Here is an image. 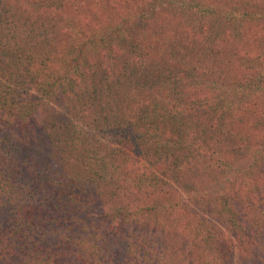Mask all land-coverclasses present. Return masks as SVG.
Returning a JSON list of instances; mask_svg holds the SVG:
<instances>
[{"label":"trees","instance_id":"1","mask_svg":"<svg viewBox=\"0 0 264 264\" xmlns=\"http://www.w3.org/2000/svg\"><path fill=\"white\" fill-rule=\"evenodd\" d=\"M2 1L7 2L5 3L6 13L9 16L13 17L18 12H20L19 16L25 13V7L18 6L15 0H0L3 5ZM67 1H18L23 5L29 3V6L34 7L32 9L37 10L34 12L40 19L45 17L44 21L38 23L40 28L43 27L44 22L60 23L59 25L67 27L72 25L75 33L72 36L73 41L80 39L79 35H83V41L79 44L82 49L86 45L85 38L94 39L90 43L93 44V52L98 56L100 54V57L96 58L86 54L71 59L70 64L68 59H63L61 64L71 74L68 76L69 88H74L76 83L83 85L80 92L85 96L78 94L77 98L82 100L84 97V104L87 108V110L84 109L87 115L82 113L83 108L81 107L66 113L67 123L59 121L60 129L56 131L57 136L55 140L49 141L55 152L63 151L67 154L71 150L70 153H76L72 162V167L75 169L70 168V176L64 167L60 171L50 168L47 173L45 171L40 173L36 157L16 158L15 161H11L13 159L11 155L7 157L2 153L0 155V198L11 202L6 207L12 216L7 228L0 229V251L19 248V241L28 247L27 250L22 247L21 250H24L22 255L15 257L16 260L10 264H120L115 256L122 255V253L116 247L121 241L130 237L126 238L128 234L124 233V230L118 232L116 224L126 226L124 222L126 223L127 220L140 222L142 225L147 224L154 233L155 230H159V223L151 219L152 210L160 212L158 213L160 223L163 225L167 223V215L169 216L172 212L171 208L168 206L157 208L144 203L140 197H134L135 194L132 192L137 191L135 189H138L139 184L148 182H144L148 172L158 171L159 168L165 167V163L173 162L172 156L167 157L170 151H161L162 148L172 147L169 142L173 141L178 144V138L184 141L185 138L192 137L193 145L196 148L200 146V143L196 142V134L190 136L189 133L180 132L182 127L172 128V120L168 118V115L172 114L171 106L178 112L181 111L183 115L192 109L187 100V97H191V92L178 85L183 78L200 75V81L198 79L197 83L200 96L196 93L200 104L196 109L201 116L213 120V118H218L217 113L227 117L228 113L233 112L234 118L237 117L234 119L238 123L236 126L242 130L250 129V132H255L257 135H263L261 142L263 145L261 143L252 144L247 138L241 136L233 137L238 134L230 123L235 124V122L229 121L228 126L222 124V128L212 129L210 133L223 137V139H217V148L228 145L229 149L224 151L230 154L243 153L244 149L246 152H264V41L257 55L242 54L239 56L227 53L228 56L222 57L235 58L247 64V68L241 73L235 71L227 75L223 70L218 71L213 68L215 64L209 62L212 59L211 54L215 53L219 47L229 49L230 45L238 46L242 43L246 45V40L241 34L252 21L264 23V0H245L240 7L246 9V12L238 16L233 14V5L228 8L223 5L221 7L220 4L213 5L211 2L215 0H204L207 3L202 2L203 0H98L96 2L99 11L87 20L80 19L82 24L78 28L77 22L71 20L75 8L65 14L66 18L63 16ZM229 2H234V0ZM158 8L162 10L159 11ZM164 10L171 14L178 13L184 29L176 33L180 37L173 38L176 50L179 52L178 55L173 53L169 55L173 61L167 57L165 58L169 61L162 59V52L152 48L158 41L155 32L159 29V22L156 17ZM0 11H3V8H0ZM149 25L152 26L148 29ZM23 26L27 27L30 32L36 28L32 22ZM14 38V36L11 37L10 45L8 43L0 45V67L3 66L4 59L16 56L14 53L18 50V43ZM115 44H119L120 50L114 58L113 54L108 55V52L102 54ZM61 45L64 49L69 47L68 53L70 52V43ZM20 46L22 47L23 44L20 43ZM58 46L60 45L56 44L54 49ZM34 47V43L24 45L22 56L18 54L17 61H13L16 72L19 67L28 68L27 72H30L31 68V71L35 72L48 67L50 63L45 57L58 60L64 56L56 54L54 49L48 51L46 55H41L40 50H38L39 53L33 50ZM199 52L200 58L197 54ZM139 60L142 62H139L140 66L137 65ZM7 62L11 64L9 61L5 63ZM17 62L20 64L18 67L15 64ZM144 63L145 67H143ZM208 63L211 65L207 66ZM1 68L0 78L4 79V91L6 90L5 93L9 94L15 90L13 86L15 81L12 78L16 76L13 77L11 73L6 76L4 68ZM108 72L114 73V76L110 77ZM57 74L62 78L65 77L62 70H58ZM21 76L20 73L17 79H21ZM39 83H41V90H44L47 82L40 80ZM185 94L188 96H184ZM20 103H7L5 109L14 111L10 112L12 117L16 116L28 121L30 115L28 113L32 111L27 106H20ZM192 104L195 107V100ZM82 116H85V119H82ZM109 116L114 120V124L111 123ZM196 117L199 118V114ZM178 120L180 121L179 126H182L184 120L180 117ZM116 121L119 122V127L115 124ZM207 123L209 122L204 121V124L207 125ZM204 124H199L200 133L206 127ZM115 126L117 133L114 134H119L122 138V141L118 140L117 144L123 147L126 143L130 148L128 151L123 150L124 155L119 160L120 163L116 164V168H112L107 163V155L102 156L103 153L94 150L96 147L93 143H96L98 136L96 128L110 131L112 127L115 130ZM173 126H176V122ZM90 127H93L94 135L84 130ZM114 134H111L110 138H113ZM234 138L236 142L231 140ZM1 144H3L2 139L0 148L4 149ZM216 147L212 148L217 149ZM133 149L142 151L137 152ZM110 152L114 151L110 150ZM131 152H136L137 156H132ZM138 154H143V156L140 157ZM243 156L244 154L241 155ZM261 156L259 158L264 159V156ZM217 157L226 161L221 152ZM9 162L13 169L12 173L7 171ZM218 165L219 163L213 160L211 164H207V168L213 174ZM223 168H227L226 172L231 170L227 166ZM50 176H55L54 181ZM242 179L244 185L250 186L254 182H251L252 178L242 177ZM96 195L105 201L103 205L106 206L99 225L102 226L104 222L109 224L101 232L94 230L93 225L88 230L82 229V226L89 227V224L83 221L86 218H83L76 210L83 205L87 208L88 201H93ZM226 199L229 198L226 197ZM260 199H262L261 194H256V201ZM242 202L247 204L245 199H242ZM201 205L203 204L200 200V210L191 215L184 210L183 204H179L177 210L181 212L183 217L181 222L186 232L182 234L183 240L179 244L183 245V248H185L184 245L188 246L187 256L194 257L196 261L199 260V264H230L234 250L245 249L237 244L234 246L229 242L226 243L222 237L223 228L235 232L244 229L250 238L254 237L257 228L264 231V221L262 220L261 224L258 223L253 218L255 214L251 212L252 209L250 214L248 213L251 224L249 223L250 226L244 228L240 221L246 219L247 215L235 214L227 204L222 205L224 209L218 211L222 213L208 211ZM242 207L248 208L245 205ZM241 212L244 214L245 210L242 209ZM114 221L116 224H113ZM179 226H181L180 223L177 227ZM121 234L123 237L120 236ZM184 236L189 240H185ZM145 245L149 244H146L143 239L140 242L137 240L127 242L131 253V256L125 254L128 257L127 260L131 261L128 264H132V261L134 264H145L144 259L141 260L142 262L138 260L140 258L138 256L139 247H145ZM143 255L144 252L141 257ZM151 255L152 253L149 252L146 256L148 262L152 259V257L148 258ZM122 263L127 264L123 260Z\"/></svg>","mask_w":264,"mask_h":264},{"label":"rangeland","instance_id":"2","mask_svg":"<svg viewBox=\"0 0 264 264\" xmlns=\"http://www.w3.org/2000/svg\"><path fill=\"white\" fill-rule=\"evenodd\" d=\"M18 1L24 2L26 0H15V3L18 6H22L21 8L25 7V13L23 15L19 16L20 12L15 15L19 17L9 16L6 13L7 5L5 3L7 2L4 3V1H2L3 5L0 3V8H3V11H0V45L6 43L10 45L12 36L16 38H14V40L18 43V50L14 53L16 56H9L7 59H4L5 62L9 61L11 64L8 62H2L3 66H1L5 70L6 76H9L11 73L12 76H16V78H12L15 81V83H13L15 90L11 91L9 94L5 93L6 90L4 91L3 86L4 79L0 78V137L3 136L0 140L2 139L3 144L1 145L4 147V149L0 148V155L1 153L5 157L11 155L13 158L11 161H15L16 158L25 159L27 157H36V160L38 161L37 167L39 168L40 173H44V171L47 173L50 168L54 171H56V169L60 171L62 167H64L65 171H67L70 176L71 169L73 168L72 162L76 157V153H70L71 150L67 154L63 151L55 152V149L51 146V144H49V141L55 140L57 136L56 131H59L60 129L59 121L67 123V119L65 118L66 113L71 112L72 109L77 110L81 107L83 108L82 113L87 115V112L84 111V109L87 110V108L84 104V97L82 100H78L77 98L78 94L85 96L80 92L82 90L81 86L83 85H81V83H76L74 88H69L68 76L71 74L67 69H64L61 64L63 59H68L70 64V60L77 56L90 54L91 56L98 58L100 57V54L98 56L93 52L94 47L90 42L94 39L91 37L85 38L86 45L84 49L80 48L79 45L80 42L83 41V35H79L80 39H75L73 41L72 36H74L75 33L72 30V25L67 27L59 25L60 23L53 24L52 22H49L48 24L44 22L43 27L40 28L38 23L44 21L45 17L40 19L38 15H35L36 13L34 11L37 10H33L32 8L34 7L29 6V3H25L23 5L21 2L18 3ZM96 1L98 0H68L65 5V13L63 12V16H65V14H67L72 8H75L74 13L71 15V20L77 22V28L81 27L82 23L80 21L82 18L87 20L95 16L99 11ZM229 1L230 0H215L211 3L213 5L220 4L221 7L223 5L227 8L233 5L234 12H232L233 14L235 13L236 16L246 12V9L240 7L242 5L241 3L245 0H234V2ZM202 2L205 3L206 1L203 0ZM158 9L159 11L162 10V8ZM172 14L167 12V10H164L158 14V17H156L157 22H159V29L155 32L158 37V41L155 44L153 43L154 47H152L156 51L159 50L162 52V59L168 58L170 61H173V58L169 56L171 53L175 55L179 54L176 50L173 38L180 37V35H176V33L184 30L181 26L182 20L178 13ZM64 18H66V16ZM30 22L36 26V28L32 29V32H30L27 27L23 26L24 24ZM151 26L149 25L148 29L151 28ZM38 31H40V33ZM144 31L149 33L147 30ZM241 35L246 40V45L241 42L242 45H230L229 49L219 47L215 53L211 54L212 59L209 62L215 64L213 68L218 71L221 69L227 75L232 74L235 71L240 73L243 72V70L247 68V64L241 63L235 58L228 59L222 57L228 56L227 53L239 56L242 54H249L250 56H252V54L257 55L260 48L263 46L264 23L250 22L247 28L243 29ZM20 43L23 44L22 47L20 46ZM33 43L35 44L33 50H40L41 55L48 54V51L53 50L54 46L59 44L60 46L54 50L56 51V54H62L64 56H61L58 60L55 58L50 59L49 57H45L47 62L50 64L48 67L41 68L35 72H33V70L31 71L29 66L30 72H27L28 68L26 69L25 67H19L16 72L15 67L13 66V61H17L16 57L18 54H22V51L25 49V44L33 45ZM67 43H70L71 45L69 53V47L64 49L61 45ZM119 50V44H115V46H112L110 49L103 51L102 54L104 55L108 52V55L113 54L114 58V55L117 54ZM37 53H39V51ZM197 54L200 58V52ZM139 62H141V60L137 62V65L140 66L142 62L140 64ZM15 64H17V67L20 65L18 62ZM210 65L211 64L209 63L207 64V66ZM1 67L0 69H2ZM143 67H145V63ZM58 70L63 71L65 76L64 78L57 74ZM165 70H167V68ZM20 73L22 75L21 79H17ZM218 73L220 74V72ZM108 75L111 77L114 76V73L108 72ZM203 77L204 76H202V78ZM198 79L200 81V75L197 77H186L181 79L182 82H178V85L185 87L191 92V97H187V100H189L188 103L192 109L183 115L181 111L178 112L173 106H171L172 114L168 115V118L172 120V128L182 127L180 130L181 133H189L190 136H194L193 134H196V142L200 143V146L196 148L192 143L193 138L191 137L188 139L185 138L184 141L178 138V144L171 141L169 142L172 146L171 148L165 147L161 149V151H170V154L167 157L172 156L173 162L165 163V167H162L161 169L159 168L158 171L148 172L144 178V182H148L141 185L139 184V190L135 189L137 191H133L132 193L135 194L134 197H140L141 200L143 199L142 202L144 203H149L157 208H164L165 206H168L172 209V212L169 213V216L167 215V223L164 225L159 221V211L152 210L150 212L151 219L159 223V230H155L154 233L151 232L150 227H148L147 224L142 225L140 222L136 223L134 221L127 220L126 223L124 222L126 226H118L114 221L113 224H116L117 231L123 232L124 230V233L128 234V237L126 238L130 237L127 240L124 239V241H121L116 247L122 253V255L119 254L118 256H115V259H117V262L120 264H123L122 260L127 264L131 263V261L129 262V259L127 260V256H131L130 250H128L129 248L127 246V242H132L133 240L140 242L142 239L149 245L139 247L140 253L138 256L141 259L138 258V260L140 262L144 259L143 263L145 264H199V260L196 261L194 257L187 256L188 246L184 245L185 248H183V245L179 244V242L183 240L182 234L186 233L183 222H181L183 218L181 216V212L177 211L179 204H183L185 206L184 210L191 215V213H196L200 210V200L203 204L201 205L202 208L205 207L208 211L212 210L214 213H222L218 211L222 208L224 209L222 205H224L226 201L228 208L233 210L235 214H241V216L247 215L246 219L240 221L244 228L250 226L251 224L248 216L251 209V212H254L255 214L253 218H255L258 223L261 224L264 221V159L259 158L260 155L264 156V152H246V149H244L243 153L230 154L229 152L224 151L229 149L228 145H223L220 148L216 147V141L219 138L223 139L222 135H211L210 133L212 132V129H220L222 128V124L228 126V122L232 121L235 122V124H230L235 127V131L238 134L233 137L241 136L247 138L252 144H260L263 141V135H257L255 132H250V129L242 130L236 126L238 123H236L237 120L234 119L237 117L234 118L235 115L233 112L228 113L227 117L225 115L221 116L217 113L218 118H213V120L209 118L206 119L201 116L200 112L196 109V107L200 104L198 97V95L200 96V88L197 86V83L199 82ZM40 80H45V82H47L45 83L46 88H44V90H41V83H39ZM184 96H188V94H185ZM194 100L195 107L192 104V101ZM11 102H21L20 106H27L30 108V111L32 112L28 113L30 114L28 121L20 119L16 116L15 118L12 117L10 112L13 113L14 111L5 109L6 104ZM169 102L172 103V101ZM221 102L225 101L221 100ZM34 104L35 106H33ZM198 114L199 118L196 117ZM178 117L184 120L182 126H179L180 121L178 120ZM109 118L111 123L114 124V120L110 116ZM82 119H85V116H82ZM204 121L209 123L206 125L204 124ZM6 122H8V124H6ZM174 122H176V126H173ZM115 124L118 127L120 125L118 121H116ZM199 124H204L206 126L201 133ZM84 130L90 131L92 135L95 134L93 127H90L89 129L84 128ZM95 131L98 136L96 137V143H93V146L96 147L94 150L103 153L102 156L107 155V163L109 167L116 168V164L120 163L119 160L123 158V150L128 151L130 146L126 143L123 147L121 144H117V141H122V138L119 137V134H114L117 133L116 126L115 130L112 127L110 128V131L101 128H96ZM172 131L174 132L173 129ZM236 132H234V134H236ZM111 134H114L113 138H110ZM67 136L68 135H66V137ZM231 140L236 142L235 138ZM261 145L263 144L261 143ZM213 146L217 149L212 148ZM110 150L114 152H110ZM135 151L141 152L142 150L137 149ZM220 152L225 157L226 161H222V159L217 157ZM131 154L132 156H137L136 152H131ZM242 154H244L243 157H241ZM138 155H140V157L143 156V154ZM213 160H216L219 165L212 174L210 173L209 168H207V164H211ZM256 160H259V162H256ZM10 163L11 162L7 163L9 167L7 171L12 173L13 169L10 167ZM223 165L228 168L230 167L231 170L226 172L225 170L227 168H223L225 167ZM74 169L75 168H73V170ZM245 176L248 179L252 178L251 182L254 181L250 186L243 184L244 180L242 177L246 178ZM54 177L55 176H50V178H53V181ZM85 181L88 183V179ZM258 193L261 194L262 199L256 201V194ZM226 197L229 199H226ZM93 198V201H88L87 208H84V205L83 207L78 205L79 207L76 210L83 218H86L83 219V221L89 224V227L82 226V229L88 230L91 228V225H93L94 230L101 232V230L106 229L109 225L105 222L102 226L99 225L102 222V217L104 215V211L106 210V206L103 205L105 201L98 195ZM242 199H245L247 204H244ZM9 203L11 204V202L6 201L5 198H0V229L7 228L9 223L8 221L12 218L9 209L6 207ZM127 204L131 205L130 202H127ZM226 204L224 206H226ZM243 205L248 208L246 209L242 207ZM226 208L227 207H225V209ZM242 209L245 210L244 214L241 212ZM160 211L163 212L164 209H160ZM223 214H225V212H223ZM177 221L178 223H176ZM179 223L181 226L177 227ZM222 233V237H224L226 243L229 242L234 246L237 244L239 247H245V249L234 250L233 259H230V264H264V231L262 229L257 228L253 238H250L248 233L244 232V229H242V231L239 229V232H235L234 230L229 231L223 228ZM120 236L123 237L122 234ZM184 239L189 240V238H186L185 236ZM245 241L248 242L246 243ZM21 243L19 241V248L15 247L12 250L5 252L3 250L0 251V264H10V262L16 260L15 257L22 255L23 251L28 249L27 245L25 246L23 243L21 245ZM129 246L131 247L130 243ZM22 247H25L23 251L21 250ZM142 252H144V255L141 257ZM149 252H151L152 255L148 258L152 257V262H148L146 258ZM132 264H134L133 261Z\"/></svg>","mask_w":264,"mask_h":264}]
</instances>
